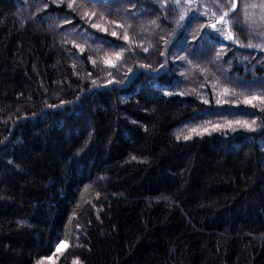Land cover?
Segmentation results:
<instances>
[{"label":"trees","instance_id":"16d2710c","mask_svg":"<svg viewBox=\"0 0 264 264\" xmlns=\"http://www.w3.org/2000/svg\"><path fill=\"white\" fill-rule=\"evenodd\" d=\"M249 1L0 0V264H264Z\"/></svg>","mask_w":264,"mask_h":264},{"label":"rangeland","instance_id":"374dc122","mask_svg":"<svg viewBox=\"0 0 264 264\" xmlns=\"http://www.w3.org/2000/svg\"><path fill=\"white\" fill-rule=\"evenodd\" d=\"M245 8L247 11H249V9H251L252 15L254 16L253 20L246 18V23H247L248 28L253 31L252 35L254 37L258 35V37H261L264 39V31L259 33V34H256L254 32L257 30L264 29V0H251L246 4ZM222 103H223V101H222ZM238 121L240 123H237ZM239 124H243V122H241L239 120L238 115L232 116V117L223 116V117L218 118L217 120H215L212 123V125L214 126V129H216V130H224L226 128L233 127V126H236ZM64 243L65 242H63L62 245ZM60 250H61V248L59 250H57L56 255H52L48 259L41 260L36 264H56L58 257H59V254L62 251V250L61 251Z\"/></svg>","mask_w":264,"mask_h":264},{"label":"snow or ice","instance_id":"6c2138e0","mask_svg":"<svg viewBox=\"0 0 264 264\" xmlns=\"http://www.w3.org/2000/svg\"><path fill=\"white\" fill-rule=\"evenodd\" d=\"M178 2H179V0H177V3H178ZM188 2L191 4L192 0H188ZM227 15H228V13L225 12V13L219 18V20H218L217 22H218V23H219V22H223L224 24H227L228 21L225 20V17H226ZM181 19H183V17H181ZM212 27H213V28H216V25L213 24ZM218 31H224V29H218ZM113 34L115 35V33H113ZM228 37H229V38H232L230 32L228 33ZM249 47H252V45H249ZM237 123H240V122L238 121Z\"/></svg>","mask_w":264,"mask_h":264}]
</instances>
